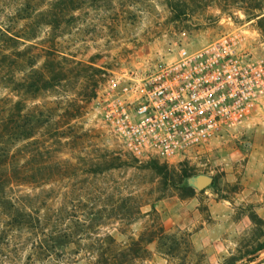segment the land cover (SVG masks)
<instances>
[{
  "label": "rangeland",
  "instance_id": "374dc122",
  "mask_svg": "<svg viewBox=\"0 0 264 264\" xmlns=\"http://www.w3.org/2000/svg\"><path fill=\"white\" fill-rule=\"evenodd\" d=\"M106 1L91 2L78 10L76 13L84 11L81 18L68 33L56 38L55 44L61 52L100 69L94 74L99 91L87 100L76 123L90 131L88 144L137 167L126 166L106 179L118 191L124 187L123 196H116L119 205L131 192L148 202L142 203V213L152 207L154 211L130 225L121 226L112 219L98 226L93 223L96 227L90 229L98 236L109 232L120 247L142 233L144 239L153 233L154 241L147 244L149 252L144 254L146 260L136 264H264V249L255 253L253 261L248 260L264 241V96L236 128L168 160L129 153L105 124L101 103L110 76H143L174 56L179 47L195 50L223 34L234 35L240 54L264 67V0ZM12 7V3L0 2L1 14ZM48 29L41 27L37 38L27 43L47 46ZM81 150L69 152L77 157ZM85 152L90 157L95 153L91 148ZM153 161L166 164L175 179L185 171L187 176L181 178L187 189L164 188L159 176L141 168ZM199 175L211 177L212 183L197 188L194 179ZM9 222L6 212H1L0 264H27V249L19 244L14 250ZM160 227L175 240L183 237L185 244L166 254L172 242L159 236ZM78 258L72 264H88L87 259Z\"/></svg>",
  "mask_w": 264,
  "mask_h": 264
},
{
  "label": "trees",
  "instance_id": "16d2710c",
  "mask_svg": "<svg viewBox=\"0 0 264 264\" xmlns=\"http://www.w3.org/2000/svg\"><path fill=\"white\" fill-rule=\"evenodd\" d=\"M0 2L13 4L8 13L0 10V213L5 211L10 219L14 250L19 244L27 249V264H72L80 256L88 264L145 261L153 233L146 239L142 233L120 247L109 232L98 236L90 229L112 219L121 226L130 225L152 215L154 209L142 213V203L148 202L131 192L119 205L116 196H123L124 187L118 191L106 179L134 165L88 144L90 131L76 123L87 100L99 91L94 74L100 69L61 52L55 44L81 18L84 11L76 13L78 10L91 2L107 1ZM19 22L24 23L18 27ZM45 26L49 28L47 46L27 43ZM76 148L82 149L77 157L69 152ZM87 148L95 152L93 157L85 152ZM141 168L159 176L164 188L187 189L181 178L187 176L185 171L175 179L166 164L153 161ZM159 236L172 242L166 254H173L186 242L183 237L175 240L162 227ZM83 240L91 243H81ZM263 249L264 241L248 260L253 261L255 253Z\"/></svg>",
  "mask_w": 264,
  "mask_h": 264
},
{
  "label": "built area",
  "instance_id": "2783aa9c",
  "mask_svg": "<svg viewBox=\"0 0 264 264\" xmlns=\"http://www.w3.org/2000/svg\"><path fill=\"white\" fill-rule=\"evenodd\" d=\"M264 96V67L232 34L176 54L149 73L112 75L103 119L136 157L171 159L240 125Z\"/></svg>",
  "mask_w": 264,
  "mask_h": 264
},
{
  "label": "water",
  "instance_id": "95a60500",
  "mask_svg": "<svg viewBox=\"0 0 264 264\" xmlns=\"http://www.w3.org/2000/svg\"><path fill=\"white\" fill-rule=\"evenodd\" d=\"M194 180L196 187L199 189H203L210 185L213 179L207 175H199Z\"/></svg>",
  "mask_w": 264,
  "mask_h": 264
}]
</instances>
